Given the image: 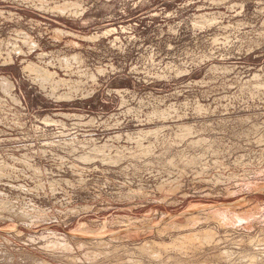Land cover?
<instances>
[{
    "label": "rangeland",
    "instance_id": "rangeland-1",
    "mask_svg": "<svg viewBox=\"0 0 264 264\" xmlns=\"http://www.w3.org/2000/svg\"><path fill=\"white\" fill-rule=\"evenodd\" d=\"M0 264H264V0H0Z\"/></svg>",
    "mask_w": 264,
    "mask_h": 264
},
{
    "label": "bare ground",
    "instance_id": "bare-ground-1",
    "mask_svg": "<svg viewBox=\"0 0 264 264\" xmlns=\"http://www.w3.org/2000/svg\"><path fill=\"white\" fill-rule=\"evenodd\" d=\"M228 219H229V218H228ZM225 221H226V220H225ZM227 221H228V220H227ZM200 243H201V242H200ZM200 243H199V244H200ZM186 244H187V243H186ZM190 244H194V243H190ZM53 246H55V245H53ZM191 246L193 247V245H191ZM195 247H196V246H195ZM53 248H55V247H53ZM190 249H191V248H190ZM193 249H194V248H193ZM250 257H251V256H250ZM254 259H256V258H254ZM254 259H253V260H254ZM249 261H250V260H249Z\"/></svg>",
    "mask_w": 264,
    "mask_h": 264
}]
</instances>
